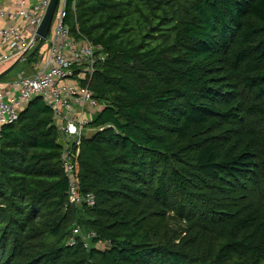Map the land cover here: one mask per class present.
Listing matches in <instances>:
<instances>
[{
  "label": "trees",
  "instance_id": "1",
  "mask_svg": "<svg viewBox=\"0 0 264 264\" xmlns=\"http://www.w3.org/2000/svg\"><path fill=\"white\" fill-rule=\"evenodd\" d=\"M65 22L107 54L75 161L95 205H69L37 97L0 135V264H264V0H68Z\"/></svg>",
  "mask_w": 264,
  "mask_h": 264
},
{
  "label": "built area",
  "instance_id": "2",
  "mask_svg": "<svg viewBox=\"0 0 264 264\" xmlns=\"http://www.w3.org/2000/svg\"><path fill=\"white\" fill-rule=\"evenodd\" d=\"M68 0H59L53 22L56 26L45 41V51L30 63L29 72L21 71L15 77L0 80V135L4 126L18 120L21 110L41 97L52 113L53 126L59 134L64 172L69 180V205H95V197L78 195L75 161L82 141L96 131L91 124L103 110L90 88L98 67L106 62L107 54L86 37L71 34L65 22ZM51 0H0V68L6 64L26 62L40 47L36 41L39 29ZM82 229H73L69 245L81 238L84 247L96 238L94 232L82 236ZM98 248L106 244L98 241Z\"/></svg>",
  "mask_w": 264,
  "mask_h": 264
},
{
  "label": "water",
  "instance_id": "3",
  "mask_svg": "<svg viewBox=\"0 0 264 264\" xmlns=\"http://www.w3.org/2000/svg\"><path fill=\"white\" fill-rule=\"evenodd\" d=\"M59 0H51L48 9L46 11V14L44 16V19L39 27V29L37 30L36 33V41L42 43L43 41L46 40L51 26H52V21H53V17L54 14L56 12L57 6H58ZM22 59L14 62L9 68H7L5 71H3L0 74V80L3 79L4 77H6L15 67L16 65H18V63H20Z\"/></svg>",
  "mask_w": 264,
  "mask_h": 264
},
{
  "label": "rangeland",
  "instance_id": "4",
  "mask_svg": "<svg viewBox=\"0 0 264 264\" xmlns=\"http://www.w3.org/2000/svg\"><path fill=\"white\" fill-rule=\"evenodd\" d=\"M55 22H52V26H51V33H53L54 29H55ZM48 45V42L47 41H44L41 46L39 47V50L38 52L36 53V55L34 57H32L30 59V63L34 62L36 59H38V54L42 53L45 51V48L47 47ZM29 69H30V64L28 63V60L24 63V62H20L18 63V65H16V67L4 78L6 79H10V78H13L15 77L19 72L21 71H26V72H29ZM97 131V130H96ZM96 131H92L91 133H89V137H91L93 134H95ZM88 137V138H89ZM82 203H80L79 205H81ZM82 236H86L88 235L87 232L83 229L82 230ZM92 246H97L94 242L90 241V247Z\"/></svg>",
  "mask_w": 264,
  "mask_h": 264
}]
</instances>
